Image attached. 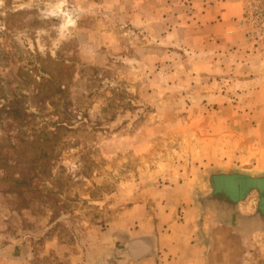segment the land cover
<instances>
[{"label": "rangeland", "instance_id": "1", "mask_svg": "<svg viewBox=\"0 0 264 264\" xmlns=\"http://www.w3.org/2000/svg\"><path fill=\"white\" fill-rule=\"evenodd\" d=\"M240 3L202 40L194 0H0V264L112 262L138 207L264 173V0Z\"/></svg>", "mask_w": 264, "mask_h": 264}, {"label": "crops", "instance_id": "2", "mask_svg": "<svg viewBox=\"0 0 264 264\" xmlns=\"http://www.w3.org/2000/svg\"><path fill=\"white\" fill-rule=\"evenodd\" d=\"M204 1L194 0L201 2L200 37L228 38L230 18L241 15L242 3ZM238 29L236 43L242 37ZM207 178L198 192L193 189L185 197V208L178 210L179 204L169 202L168 207L158 206L150 219L145 207H138L133 229L114 239L118 248L110 251L112 262L99 257L94 264H264V175L218 173Z\"/></svg>", "mask_w": 264, "mask_h": 264}, {"label": "water", "instance_id": "3", "mask_svg": "<svg viewBox=\"0 0 264 264\" xmlns=\"http://www.w3.org/2000/svg\"><path fill=\"white\" fill-rule=\"evenodd\" d=\"M218 173H238V174H246L250 177H259V175H264V173H255V172H249V171H240V170H214V171H207L204 173V179H205V183H207V177L209 176V174H218ZM211 189V188H210Z\"/></svg>", "mask_w": 264, "mask_h": 264}]
</instances>
